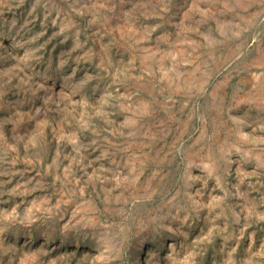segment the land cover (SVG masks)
I'll use <instances>...</instances> for the list:
<instances>
[{
    "label": "rangeland",
    "instance_id": "rangeland-1",
    "mask_svg": "<svg viewBox=\"0 0 264 264\" xmlns=\"http://www.w3.org/2000/svg\"><path fill=\"white\" fill-rule=\"evenodd\" d=\"M0 264H264V0H0Z\"/></svg>",
    "mask_w": 264,
    "mask_h": 264
}]
</instances>
